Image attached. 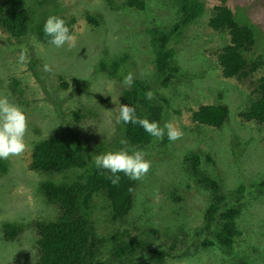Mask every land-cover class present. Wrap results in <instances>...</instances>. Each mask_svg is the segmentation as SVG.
Wrapping results in <instances>:
<instances>
[{
	"label": "rangeland",
	"instance_id": "1",
	"mask_svg": "<svg viewBox=\"0 0 264 264\" xmlns=\"http://www.w3.org/2000/svg\"><path fill=\"white\" fill-rule=\"evenodd\" d=\"M26 1L27 8L32 9L39 22L55 15L51 11L66 19L74 18L71 32L76 36V43L70 49H57L39 42L32 28L23 38L15 39L0 27V95L8 96L11 103L22 109L27 123L26 150L3 160L7 164V173L0 176V264H32L36 255L31 228H24L18 241L6 242L1 223H31L53 217L54 208L45 205L40 184H64L82 173L81 170L30 171L32 144L50 135L77 137L72 131L76 126L77 132L90 134L88 144L96 150L94 145L98 137L104 136L106 140L104 134L111 130L110 121L116 120L121 89L129 87L122 84L123 76L131 72L133 79L156 87L152 84L153 47L145 30L157 28L162 32L163 28L158 25L171 26L176 18V0H152L153 3L146 0L145 10L138 12L124 5L129 0H57V7H54L55 0H46L45 5L44 0H37L32 5ZM202 1L204 10L196 24L186 28L177 43L171 39L167 44L175 51L182 74L180 83L158 90L163 99L169 101L165 107L166 122L178 127L183 135L171 142L166 138L163 145L153 138L152 146L139 149L150 161V167L140 180L135 181L133 192L134 213L143 216L140 208L148 205L144 213L154 222L162 241L174 237L171 240L179 243L170 255L186 251L180 259H167L168 264H235L231 254L201 246L203 240H212L210 232L195 233L202 226V212L208 205L210 193L183 169L184 157L189 152L202 156L201 168L208 177L219 182L228 201L234 200L228 192L234 191L238 184L249 189L251 183L264 176V129L258 128L259 134L256 126L240 119L239 114L247 103L237 91L252 95V83L264 75V68L251 75L250 84L222 77L216 59L210 54L226 46L229 36L217 34L208 26L216 1ZM0 3L8 4L5 0ZM228 6L238 23L251 25L254 30L256 26L262 32L263 35L255 30L257 42L250 57L262 56L264 60V0H231ZM86 16L99 23H89ZM22 47L26 50L27 60L18 64L16 56ZM123 55L126 59L110 81L106 70ZM45 65L48 71L44 70ZM59 78L67 88L60 86ZM117 79H120L117 83L112 82ZM214 103L224 104L229 109L228 121L222 127H197L191 123V111L199 105ZM73 113H79L78 118L84 119L82 124L77 125ZM123 145L120 143L116 151L123 149ZM173 187L179 196L172 200L169 192ZM251 191L256 194L257 189L253 187ZM262 194L263 197L248 203L245 214L238 219L241 238L249 241L244 242V248L239 247L234 255L245 258L249 264H264ZM161 201L167 210V216L162 219L158 216L162 212H156V205ZM246 201V197L241 200ZM170 243L168 241L166 246Z\"/></svg>",
	"mask_w": 264,
	"mask_h": 264
},
{
	"label": "trees",
	"instance_id": "2",
	"mask_svg": "<svg viewBox=\"0 0 264 264\" xmlns=\"http://www.w3.org/2000/svg\"><path fill=\"white\" fill-rule=\"evenodd\" d=\"M145 1L129 0L124 5L136 12L144 11ZM215 1L214 15L209 19L208 26L217 34L227 33L229 42L221 50L211 53L210 56L216 59L224 79L250 84L251 75L264 68L262 56H257L255 59L250 57L257 42L256 33L263 34L256 26L255 33L251 25L238 23L234 12L228 6L231 0ZM5 2L8 3L5 6L0 3V27L10 37L23 38L32 28L38 41L47 43L42 32L45 20L39 22L32 9L27 8L26 0H5ZM28 2L32 5L36 4L37 0H28ZM45 2L46 0H44V5ZM57 6L58 3L55 0L54 7ZM203 10L202 0H176V18L171 26L158 25L163 28L162 32H159L157 28L145 30L149 33L153 47L154 78L152 84L156 87H151V84L140 79H133L130 87L121 89L118 97L119 106L120 103L127 104L135 109L138 117L156 121L163 126L167 120L165 107H168L169 101L163 99L158 90L165 89L167 86H175L176 82L180 83L179 77L182 76L180 66L175 59V51L167 47V44L171 39L175 42L178 37L181 39L183 31L196 24ZM53 12L57 14L56 11H51ZM62 18L71 32L75 22L74 18ZM86 19L89 23H99L97 19L91 17L86 16ZM125 59L126 55L118 57L108 66L106 73L110 81L117 75L115 70ZM110 70L113 72L110 73ZM178 73L179 76L176 75ZM58 80L62 88H67V84H64L60 78ZM118 80L120 79L112 82L117 83ZM15 83L20 84L16 80ZM252 86V95L236 89L246 98L247 103L239 116L243 122L256 126L259 132L258 128L264 129V75L257 78ZM149 90L153 93L150 100L144 97V93ZM13 94L15 95L16 91ZM78 114L73 113V116L78 122L77 125H80L84 119L78 118ZM228 115L229 109L226 105L214 103L199 105L196 110L191 111L189 119L197 127L219 129L228 121ZM110 123L111 130L106 134L103 133L107 137L106 140L104 136L96 138V145H94L96 150L88 144L91 139L90 134L77 132L76 126L72 131L77 137L66 138L62 135H50L32 144L28 164L30 171L35 173L82 171L80 175L64 184L53 182L40 184L39 189L45 205L54 208L53 217L42 218L31 223L16 221L1 223V232L6 242L18 241L23 229L31 228L30 232L32 231L34 235L33 247L36 250L32 264H168L167 259H180L183 254H186V251H181L174 256L170 255L179 243L171 240L174 237H169L165 242L162 241L163 239L160 238V234L153 225L154 222L149 220L148 215L144 213L148 205H142L140 208L139 212H143V216L134 213L133 192L136 189L135 181L137 180H129L122 173H118L119 183L112 185L107 178L111 174L107 170L94 167V152L101 154L116 151L121 139L126 143L123 149L119 150L130 152L143 149L148 145L152 146L154 137H150L138 125L116 124L113 118ZM165 139L166 137L162 141L159 139L155 142L163 145L166 144ZM201 159L200 154L189 152L183 160V169L187 175L210 193L208 205L202 212V226L195 233L197 235L204 232L211 233L212 240L206 239L201 243L205 249L218 248L226 255L231 254L235 258L233 259L235 264H249L245 258H237L234 255L239 247L244 248V242L249 241L241 238L238 219L245 214L250 201L263 197L264 176L251 183L249 189H246L242 183L238 184L234 191L228 192V195L235 197L234 200L228 201L219 182L208 177L201 168ZM207 160L212 162L208 157ZM6 173L7 164L0 160V176ZM253 187L257 189L256 194L251 191ZM246 192L250 198H247L248 195L244 196ZM177 195L176 188L173 187L169 196H172L173 200L178 199ZM245 197L248 202H241ZM156 207L157 214L165 212V214H158L161 219L167 216V210L162 201ZM168 241L171 243L166 246Z\"/></svg>",
	"mask_w": 264,
	"mask_h": 264
},
{
	"label": "clouds",
	"instance_id": "3",
	"mask_svg": "<svg viewBox=\"0 0 264 264\" xmlns=\"http://www.w3.org/2000/svg\"><path fill=\"white\" fill-rule=\"evenodd\" d=\"M42 32L46 42L54 48H72L76 43V36L70 32L66 21L57 15L48 16L43 25ZM16 39V38H15ZM18 64H24L27 60L26 50L22 47L16 56ZM44 70L48 71L47 65ZM133 75L131 72L125 74L122 84L131 86ZM151 90L144 93L145 99H151ZM116 124L138 125L150 137L156 139L167 138L168 141L179 139L183 133L172 123L165 122L160 126L156 121H149L147 118H140L136 115L135 109L127 104L120 103ZM27 123L26 116L22 109L10 102L8 96L0 95V160L10 156H18L26 150L24 135ZM121 144L126 141L121 139ZM93 165L98 169L107 170L111 175L107 178L112 185H118L122 173L129 180H140L148 171L150 161L145 158V153L141 150L134 151H107L93 157Z\"/></svg>",
	"mask_w": 264,
	"mask_h": 264
}]
</instances>
